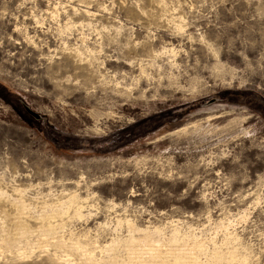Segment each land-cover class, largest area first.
Here are the masks:
<instances>
[{
    "label": "rangeland",
    "instance_id": "rangeland-1",
    "mask_svg": "<svg viewBox=\"0 0 264 264\" xmlns=\"http://www.w3.org/2000/svg\"><path fill=\"white\" fill-rule=\"evenodd\" d=\"M146 238L264 264V0H0V264Z\"/></svg>",
    "mask_w": 264,
    "mask_h": 264
},
{
    "label": "bare ground",
    "instance_id": "bare-ground-1",
    "mask_svg": "<svg viewBox=\"0 0 264 264\" xmlns=\"http://www.w3.org/2000/svg\"><path fill=\"white\" fill-rule=\"evenodd\" d=\"M23 226V225H22ZM21 227V226H20ZM53 227V226H52ZM132 227V226H131ZM130 227V228H131ZM18 228V227H17ZM48 228V227H47ZM50 228V227H49ZM19 229V228H18ZM27 229V228H25ZM52 230V228H50ZM133 229V228H132ZM136 229V228H135ZM28 230V229H27ZM131 230V229H130ZM18 231V230H17ZM20 231V230H19ZM23 231V230H22ZM32 231V230H31ZM135 231V230H133ZM24 232V231H23ZM46 232V230H45ZM155 232V231H154ZM18 233V232H17ZM22 233V232H21ZM26 233V232H25ZM19 234V233H18ZM52 234V233H51ZM17 235V234H16ZM23 235V234H21ZM25 235V234H24ZM27 235V234H26ZM31 235V234H30ZM41 236L43 237H47L45 233L41 232L40 238ZM18 237V236H17ZM145 237V236H144ZM21 238V237H20ZM27 238V237H26ZM48 238V237H47ZM131 238V237H129ZM17 239V238H16ZM42 239V238H41ZM133 239V238H132ZM135 239V238H134ZM38 240V239H37ZM40 240V239H39ZM45 240V238H44ZM44 240L41 243H45ZM47 240V239H46ZM130 241V243H129ZM20 242V241H18ZM36 242V241H35ZM38 242V241H37ZM40 242V241H39ZM148 241L147 238L144 241H135V240H128V247H127V252H129L128 255H130L129 257L133 260V262H135L136 264H151V263H155V261H160L161 263H163L166 259V255L174 257L176 259V261L180 260L179 264H197L194 261V255L192 254V252H188L186 251L184 248H179L177 247H168L167 249H165L164 251L162 250V245L161 242L158 241ZM40 243V244H41ZM35 244V243H34ZM45 245V244H44ZM40 246V245H39ZM75 246V245H74ZM79 246V245H77ZM185 246V245H184ZM31 247V246H30ZM73 248V247H72ZM78 248V247H77ZM80 248V247H79ZM21 252V251H19ZM18 252V253H19ZM165 252V253H164ZM22 253V252H21ZM20 253V255H21ZM193 255V256H192ZM22 256V255H21ZM26 256V255H25ZM167 256V257H168ZM69 257V255H68ZM111 257V256H110ZM170 258V257H169ZM70 259V258H69ZM91 259V257H90ZM93 260V259H92ZM173 260V259H172ZM197 260V259H196ZM65 261H68V259L65 258ZM86 261V260H85ZM174 261V260H173ZM71 262V261H70ZM95 262V261H94ZM111 262V261H109ZM131 262V260H130ZM175 262V261H174ZM93 263V262H92ZM96 264H100L101 262L98 261L95 262ZM134 263V264H135ZM159 263V262H158ZM165 263V262H164ZM167 263V261H166ZM165 263V264H166ZM85 264V263H84ZM132 264V263H131ZM172 264V263H171ZM177 264V263H176Z\"/></svg>",
    "mask_w": 264,
    "mask_h": 264
}]
</instances>
